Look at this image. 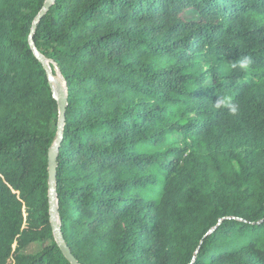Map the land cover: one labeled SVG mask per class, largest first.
Instances as JSON below:
<instances>
[{"label":"trees","instance_id":"trees-1","mask_svg":"<svg viewBox=\"0 0 264 264\" xmlns=\"http://www.w3.org/2000/svg\"><path fill=\"white\" fill-rule=\"evenodd\" d=\"M44 2L0 0V264H69L28 45ZM32 40L66 89L55 195L78 264H264V0H54Z\"/></svg>","mask_w":264,"mask_h":264},{"label":"water","instance_id":"water-1","mask_svg":"<svg viewBox=\"0 0 264 264\" xmlns=\"http://www.w3.org/2000/svg\"><path fill=\"white\" fill-rule=\"evenodd\" d=\"M54 0H45L39 14L34 19V22L31 27L30 34L28 36V45L31 51L33 52L34 57L42 64V67L45 71V75L48 81V85L52 94L53 100L57 105V123H56V138L51 147L48 150L47 162H48V208H49V222L53 234V238L58 245L63 257L68 261L69 264H78L75 258L72 256L71 252L65 245L62 234L60 231L59 219L57 216V200L55 195V168H56V159H57V151L59 149V145L62 141V129L65 119V109H66V89L63 84V91H60L59 88L54 90L52 86V76L50 73L49 65L47 64V60H45L36 50L33 43V33L35 31L36 25L39 20L44 16V14L48 11L50 6L52 5ZM59 74L58 70L55 69Z\"/></svg>","mask_w":264,"mask_h":264},{"label":"clouds","instance_id":"clouds-1","mask_svg":"<svg viewBox=\"0 0 264 264\" xmlns=\"http://www.w3.org/2000/svg\"><path fill=\"white\" fill-rule=\"evenodd\" d=\"M252 64V58L250 56H244L243 58H240L234 62L232 67H238L242 71H247ZM214 105L217 109L227 110L231 116H236L239 112V105L234 103L230 96L219 97Z\"/></svg>","mask_w":264,"mask_h":264},{"label":"rangeland","instance_id":"rangeland-1","mask_svg":"<svg viewBox=\"0 0 264 264\" xmlns=\"http://www.w3.org/2000/svg\"><path fill=\"white\" fill-rule=\"evenodd\" d=\"M196 17V14L194 12H186L184 13V18H194ZM55 74H57L56 70H54ZM179 141V140H178ZM44 246V244H39V243H35L33 245H31V247L27 248L24 253L25 254H34L37 251H39L42 247Z\"/></svg>","mask_w":264,"mask_h":264},{"label":"bare ground","instance_id":"bare-ground-1","mask_svg":"<svg viewBox=\"0 0 264 264\" xmlns=\"http://www.w3.org/2000/svg\"><path fill=\"white\" fill-rule=\"evenodd\" d=\"M47 64L49 65V62H47ZM49 69H50V67H49ZM50 73H51V76H52V79H53L52 86H53L54 90L59 88L60 91H63V82H62V79H61L60 75L58 73H57L58 75H56V74L54 75L52 73L51 69H50Z\"/></svg>","mask_w":264,"mask_h":264}]
</instances>
